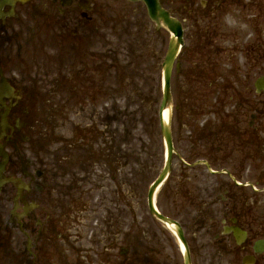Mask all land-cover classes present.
Instances as JSON below:
<instances>
[{
	"label": "flooded vegetation",
	"instance_id": "obj_1",
	"mask_svg": "<svg viewBox=\"0 0 264 264\" xmlns=\"http://www.w3.org/2000/svg\"><path fill=\"white\" fill-rule=\"evenodd\" d=\"M159 2L183 31L171 79L175 153L162 207L182 226L192 264H264V0ZM145 10L132 0H0V264H95L82 261L81 244L73 248L68 218L82 207L75 194H87L80 189L95 167L114 183V148L77 153V135L56 133L54 119L76 111L98 65L129 64L127 54L99 48L107 20L137 37L147 34L138 16ZM161 45L160 65L163 37ZM93 83L96 123L113 135L122 116L129 137V93L102 78ZM115 94L124 97L122 108ZM123 157L129 192L130 151ZM149 219L144 210L137 225L125 224L121 264H183L178 241ZM113 221L104 220L110 248Z\"/></svg>",
	"mask_w": 264,
	"mask_h": 264
},
{
	"label": "rangeland",
	"instance_id": "obj_2",
	"mask_svg": "<svg viewBox=\"0 0 264 264\" xmlns=\"http://www.w3.org/2000/svg\"><path fill=\"white\" fill-rule=\"evenodd\" d=\"M138 16L146 25L145 29L148 28L147 34H144L143 31L139 36L135 37L134 32L130 31L128 35L124 28L125 24H121L123 25L121 26L116 19L107 20L103 28L99 31V48L101 50H104L105 52H107L108 50H116L118 54H127L130 62L128 65H126V63H123L125 66L116 65L115 70H106V65H98L97 74L93 73L89 76L90 84L88 85V90L83 93L81 90L80 95L83 94V100L82 103L77 105L76 107V115H70L68 119L64 117V119L60 123L61 127L58 129V133L62 131V135L64 137H67L69 135L73 136L74 132L77 136H82V140H84L83 145L89 146L90 149H95L94 144H91V142H88L87 140L90 139L91 136L92 138L96 137L95 131H97L98 133H102V131H105V128L103 126H96L98 118L95 116V112L93 109V103L95 101L91 99L90 96L91 91H94V79H98V83L100 84V78H102L108 86L109 83H115L117 87V93L118 89L121 90L122 94L129 93V96H137L141 93H144L141 97L143 100H145L144 107L149 110V108L152 106V109L151 112H146L143 110L140 111L139 113H137V119L141 117L143 121L149 119L153 120V116L154 119H158L159 108L157 107V101L159 102L161 97V65L159 56H157V51H162L161 40L163 37L165 38L163 55L165 54L169 42V34L165 30L163 33L164 36L161 33L158 34L155 31L154 24L150 21L146 14H143V12H141ZM106 61L107 59L100 60L99 63H106ZM102 87L105 89L104 86ZM114 89V87H111L105 89V91L111 93ZM139 103L142 104L143 102L139 100ZM145 103L151 104V106L147 104L145 105ZM122 104L123 103H121V105ZM101 105H103V103L98 104V111L101 109ZM136 106L138 105H132V108H136ZM134 121L135 119L131 115L132 125ZM74 124H77L80 127L73 128L72 126ZM115 126L117 125L115 124ZM153 127L154 128L151 131V138L149 141V145L152 146V148L151 151L148 150L147 155H142V160L144 161L142 162L141 167L138 156V148L140 144L139 138L137 137L135 141L134 137L132 135L130 136L131 142L129 143V145H131L132 149L136 151V156L133 158L135 163H132L133 172L135 170V176H130L131 188L129 189V192L127 191L125 185L124 187L122 186L124 169H121L119 174L116 176L117 179L120 180V183L116 184L118 181L116 180V182L111 184L110 182H108L107 178L110 177H108L106 172L101 169V167H95L91 172V175L89 176L90 181L86 184H83L84 188L80 189L81 192H87V194L81 195L78 192L75 194V197L78 198L79 204L82 207L76 209L68 218V234H72L73 237H79L77 238L78 242L76 245H82V248L84 249L83 256L85 257L87 254L97 264L100 263V261H105L104 257H96L94 254H98V250L101 247V245H99V247L96 245V240L99 238L100 244L99 232L101 229V225L104 218H108L109 213L110 217L112 216L111 218H114V220L115 218H118L117 224L119 226L120 233H123L125 232V229H128H124V221L126 225H129V221L133 219L135 224L137 225L138 218L143 215L144 210L146 216H149L146 211L148 210L146 205L148 188L151 182L157 177V174L159 173L164 162L163 144L161 139H159L160 128L159 126L157 127L155 123ZM122 132L123 128L120 127L119 134H122ZM105 134L106 135L104 136L108 135L107 132H105ZM108 140L109 139L98 138V141L95 144L96 150L101 147L104 148V142ZM115 142H118V140H115ZM78 145H80L79 142H77V147ZM118 145L119 142L116 143V147ZM59 147L60 145L56 146V148ZM123 149L125 148L122 147V150ZM134 150L132 151V153H135ZM79 152L84 153V147L81 145L77 153ZM78 158L80 162L83 160V158L79 156ZM119 164L122 165V162H120ZM137 180H143V184L141 187L138 186ZM133 185L135 186L132 187ZM162 190L163 189L161 188L160 191ZM125 203H130L131 205L125 206ZM162 203L164 205V208L167 210V206H165L166 204L160 196L159 208L161 210L162 208L160 204ZM124 211H126L128 215L126 220H124L123 216ZM121 221L123 222V226L120 223ZM149 221L153 227L156 224L155 229H157L158 231H163V233L168 237L170 236L168 230L160 223H155L151 219H149ZM147 227L145 228L147 229ZM117 237L118 240H122L121 236L117 235ZM117 253L120 254L119 251H117ZM117 259L121 258L117 257ZM178 259L175 261L177 262Z\"/></svg>",
	"mask_w": 264,
	"mask_h": 264
},
{
	"label": "water",
	"instance_id": "obj_3",
	"mask_svg": "<svg viewBox=\"0 0 264 264\" xmlns=\"http://www.w3.org/2000/svg\"><path fill=\"white\" fill-rule=\"evenodd\" d=\"M152 1V0H151ZM149 8V14L150 17L159 23L161 20L165 23V26L168 29H171V25L173 24V21L169 19V17L166 15L165 11L161 9L157 1H155L154 4L147 3ZM179 48V45L177 44L175 39H172L169 47V52L167 55V59L164 64V80H165V94L163 96V103L162 107L160 109V122H161V128H162V134L164 143L166 145L167 149V159L166 164L163 169V172L159 176V178L155 181V183L152 185L150 192H149V204L150 209L152 213L162 222H164L169 227L176 225L174 221L171 219L161 215L154 206V195L156 190L158 189V186L165 180V178L169 175L170 168H171V158L173 153V144H172V135H171V113L168 114V118L166 119L165 111L169 109L172 111V96L169 91V81H170V74H171V67L173 60L177 54V50ZM175 231V230H174ZM177 232V230H176ZM181 239L184 241L183 236L180 234ZM185 264H191L190 255L186 252L185 254Z\"/></svg>",
	"mask_w": 264,
	"mask_h": 264
},
{
	"label": "bare ground",
	"instance_id": "obj_4",
	"mask_svg": "<svg viewBox=\"0 0 264 264\" xmlns=\"http://www.w3.org/2000/svg\"><path fill=\"white\" fill-rule=\"evenodd\" d=\"M168 114H170V110H166V111H165L166 119L168 118ZM171 228H172L173 230H176V228L174 227V225L171 226ZM181 249L184 250V245H183V244L181 245Z\"/></svg>",
	"mask_w": 264,
	"mask_h": 264
}]
</instances>
